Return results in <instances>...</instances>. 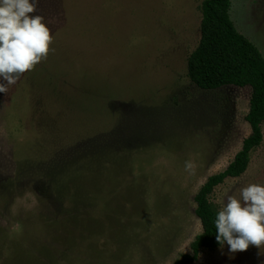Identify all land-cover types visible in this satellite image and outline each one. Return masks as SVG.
<instances>
[{
  "label": "rangeland",
  "instance_id": "rangeland-1",
  "mask_svg": "<svg viewBox=\"0 0 264 264\" xmlns=\"http://www.w3.org/2000/svg\"><path fill=\"white\" fill-rule=\"evenodd\" d=\"M202 1L39 0L49 54L0 93V264H172L190 252L195 193L250 133L249 86L204 90L187 76ZM229 13L264 57V0H231ZM262 134L246 171L215 187L219 209L264 185ZM190 264H264V246L225 242Z\"/></svg>",
  "mask_w": 264,
  "mask_h": 264
},
{
  "label": "trees",
  "instance_id": "trees-1",
  "mask_svg": "<svg viewBox=\"0 0 264 264\" xmlns=\"http://www.w3.org/2000/svg\"><path fill=\"white\" fill-rule=\"evenodd\" d=\"M231 0H203L201 3L200 38L187 59V76L199 88L214 90L225 85L249 86V107L245 120L250 133L242 140L228 165L211 174L194 195L195 215L201 224V232L190 242V252L182 253L172 264H190L199 258L202 250H215V216L220 210L211 200L216 186L228 177H239L248 168L251 152L260 146L264 124V57L259 49L238 32L230 18ZM101 156L92 160L100 170ZM62 192L58 191V195ZM14 264H20L14 259ZM23 264V263H22ZM28 264H32L30 261ZM44 264V263H40Z\"/></svg>",
  "mask_w": 264,
  "mask_h": 264
},
{
  "label": "clouds",
  "instance_id": "clouds-1",
  "mask_svg": "<svg viewBox=\"0 0 264 264\" xmlns=\"http://www.w3.org/2000/svg\"><path fill=\"white\" fill-rule=\"evenodd\" d=\"M39 0H0V93L7 94L22 74L46 59L52 36L44 17L35 14ZM195 163L185 162L194 172ZM218 243L230 252L264 246V185L250 183L241 188L239 199L228 196L216 213Z\"/></svg>",
  "mask_w": 264,
  "mask_h": 264
}]
</instances>
